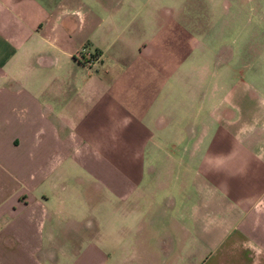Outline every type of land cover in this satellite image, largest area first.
<instances>
[{"label":"crops","instance_id":"1","mask_svg":"<svg viewBox=\"0 0 264 264\" xmlns=\"http://www.w3.org/2000/svg\"><path fill=\"white\" fill-rule=\"evenodd\" d=\"M241 31L264 0H0V264H264V137L191 67Z\"/></svg>","mask_w":264,"mask_h":264},{"label":"rangeland","instance_id":"2","mask_svg":"<svg viewBox=\"0 0 264 264\" xmlns=\"http://www.w3.org/2000/svg\"><path fill=\"white\" fill-rule=\"evenodd\" d=\"M212 34L216 35V33L210 32L209 41L212 40ZM224 39V48H221L219 44L218 49H209V63H196L191 65V67H193V71L196 75L197 73L200 74V71L205 73L206 69H208V87H219L220 89L223 88L225 90L226 115L224 134L227 137L232 135L235 129H237V126L238 131L235 134L243 135L248 131V129L252 128V135L264 137V31H256V33H249L247 31L225 32ZM210 55L217 56L216 58L220 60L219 63L216 64L215 61L210 62ZM197 85H199V83H197ZM242 99H245V104L247 103L246 106H243L244 111L242 115L245 119H247V121H242L240 124H237V120L234 118V115L237 116L235 113L236 106H234V104H236L237 101H240L242 105ZM253 110L255 111L253 114L256 120L249 122L252 114L250 111ZM190 146L191 145H189V147ZM198 146L194 144L192 146L193 151H196ZM159 147L160 145H156L155 151ZM161 148V151L169 153L170 144H163ZM158 163L159 161L155 160L153 167L156 168L155 164ZM178 163L182 166V168H184V170L188 168V161L182 160L178 161ZM162 164H164V167L168 168V161H161V167H163ZM197 165L198 162L193 163L195 168ZM184 182L185 176H182L181 183L184 184ZM170 190L171 191H167V188L162 190L164 192L156 190V201H153L155 203L154 205H151L148 200L147 205H150H146L145 210L149 211L150 214L146 216L147 219H153L158 215L159 210H164L165 205L168 206L169 200H177L175 190L172 185ZM142 209L143 208H141V210ZM167 217V213H165V215L162 214V219L164 221ZM164 224L166 223H156L153 230H160V226ZM199 252L200 251L198 250L193 251L191 258L192 262L197 261L199 256L196 255H200ZM179 253L180 251L178 250V264H188L189 257L184 256L187 254L180 255Z\"/></svg>","mask_w":264,"mask_h":264},{"label":"built area","instance_id":"3","mask_svg":"<svg viewBox=\"0 0 264 264\" xmlns=\"http://www.w3.org/2000/svg\"><path fill=\"white\" fill-rule=\"evenodd\" d=\"M85 64L87 65V66H90L91 64H93L94 63V61H95V59L92 57V56H90V55H88V54H85Z\"/></svg>","mask_w":264,"mask_h":264}]
</instances>
